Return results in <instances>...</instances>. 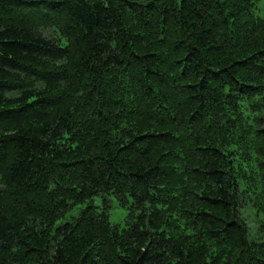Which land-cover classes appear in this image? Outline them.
I'll return each instance as SVG.
<instances>
[{
    "label": "trees",
    "instance_id": "16d2710c",
    "mask_svg": "<svg viewBox=\"0 0 264 264\" xmlns=\"http://www.w3.org/2000/svg\"><path fill=\"white\" fill-rule=\"evenodd\" d=\"M0 264H264V0H0Z\"/></svg>",
    "mask_w": 264,
    "mask_h": 264
},
{
    "label": "rangeland",
    "instance_id": "374dc122",
    "mask_svg": "<svg viewBox=\"0 0 264 264\" xmlns=\"http://www.w3.org/2000/svg\"><path fill=\"white\" fill-rule=\"evenodd\" d=\"M131 200V199H130ZM93 203L97 207V210L101 211V208L104 206V203L108 205L107 212H108V218L109 222L112 224H116L119 227L125 226V221L131 213L130 206H122L119 204V202L114 198L113 195L109 194H101L98 196H95L93 198ZM87 205V203L77 205L72 210H70L64 218L58 220L56 222V225H59L64 222H69L76 218L82 208H84Z\"/></svg>",
    "mask_w": 264,
    "mask_h": 264
}]
</instances>
